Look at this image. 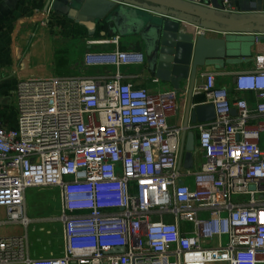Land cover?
<instances>
[{"label": "built area", "instance_id": "built-area-1", "mask_svg": "<svg viewBox=\"0 0 264 264\" xmlns=\"http://www.w3.org/2000/svg\"><path fill=\"white\" fill-rule=\"evenodd\" d=\"M183 1L235 12L230 0ZM180 21L194 35L216 32ZM106 41L111 50L82 63L110 69L21 79L15 126L0 117V228L27 225L28 188L57 187L62 237L61 255L36 258L26 233H0V264H264V52L231 89L203 73L214 118L194 124L203 160L190 186L176 169L181 128L167 123L174 93L125 81L121 68L144 56L119 49L118 36Z\"/></svg>", "mask_w": 264, "mask_h": 264}, {"label": "crops", "instance_id": "crops-1", "mask_svg": "<svg viewBox=\"0 0 264 264\" xmlns=\"http://www.w3.org/2000/svg\"><path fill=\"white\" fill-rule=\"evenodd\" d=\"M46 0H0V117L6 120L7 107L15 106L13 90L21 79L96 75L108 68L84 67L83 55L86 52H104L114 45L106 40L118 36V47L123 51L142 52L144 49L135 18L121 13H112L111 18L97 22L80 21L53 9L44 10ZM120 1V0H119ZM126 3L124 0H121ZM136 8L148 9L143 0H133ZM180 6L213 14L212 9L195 5L183 0H164ZM206 1V0H203ZM214 1V0H211ZM234 13L216 14L228 18H247L264 16V0H230ZM130 2V1H129ZM128 3V1H127ZM124 11V8L123 10ZM147 11V10H146ZM149 12V11H148ZM180 18L198 24V19L187 14ZM193 29V28H192ZM250 40L233 50L221 65H207L199 69L196 84H203V73L214 72L215 84L231 89L233 74L236 71L252 68L256 54L264 52V31L242 33ZM222 32H211L209 37H222ZM125 81L135 87H142L151 93L173 92L176 100V112L167 118L169 126L182 127L185 93L176 92L171 86L158 80L147 69L145 60L140 64L122 67ZM194 103H203L205 95L197 87L194 90ZM252 101V94L241 95ZM252 103V102H250ZM191 162H187L184 147L186 136L178 138L176 169L180 173L179 182L192 186L190 173L199 170L203 160L198 148L197 130H195ZM32 189V188H31ZM25 191L23 212L28 218L24 227L21 223L3 224L0 233L4 236L27 234L28 253L31 257L47 258L62 253L59 189L57 187L39 188ZM0 222L4 221V209L0 207ZM170 220L171 216L167 215Z\"/></svg>", "mask_w": 264, "mask_h": 264}, {"label": "water", "instance_id": "water-1", "mask_svg": "<svg viewBox=\"0 0 264 264\" xmlns=\"http://www.w3.org/2000/svg\"><path fill=\"white\" fill-rule=\"evenodd\" d=\"M124 1L126 3L121 0H46L43 9L60 11L80 21L107 20L115 12L135 18L147 69L174 91L185 93L180 137L186 136V143L184 147L180 146L179 154L184 150L186 161L190 163L194 124L214 118L212 104L194 103V90L203 85L196 84L199 69L211 64L221 65L227 60L238 45L250 40V36L242 33L264 31V16L228 18L164 0H143V6L147 8L149 4V8L140 9L133 5V0ZM179 14L194 16L201 27L222 32L223 36L194 35L192 27L180 21ZM120 251L122 247L112 249V252Z\"/></svg>", "mask_w": 264, "mask_h": 264}, {"label": "rangeland", "instance_id": "rangeland-1", "mask_svg": "<svg viewBox=\"0 0 264 264\" xmlns=\"http://www.w3.org/2000/svg\"><path fill=\"white\" fill-rule=\"evenodd\" d=\"M6 120L9 122L11 126H15L17 122V112H16L14 104H11L7 107ZM37 189L39 188H32L31 190H37ZM245 198L246 196L238 195V196H233L232 200L235 201L237 199H245ZM4 218H5V212H4Z\"/></svg>", "mask_w": 264, "mask_h": 264}]
</instances>
